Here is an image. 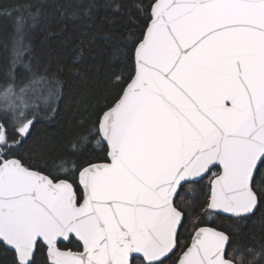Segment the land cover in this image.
Wrapping results in <instances>:
<instances>
[{
	"label": "snow or ice",
	"instance_id": "6c2138e0",
	"mask_svg": "<svg viewBox=\"0 0 264 264\" xmlns=\"http://www.w3.org/2000/svg\"><path fill=\"white\" fill-rule=\"evenodd\" d=\"M144 12L113 103L79 140L98 162L76 144L58 158L25 151L62 85L32 71L17 18L0 82V247L12 264H38L41 249L44 264H245L229 234L202 225L264 208V0H150Z\"/></svg>",
	"mask_w": 264,
	"mask_h": 264
},
{
	"label": "trees",
	"instance_id": "16d2710c",
	"mask_svg": "<svg viewBox=\"0 0 264 264\" xmlns=\"http://www.w3.org/2000/svg\"><path fill=\"white\" fill-rule=\"evenodd\" d=\"M149 2L0 0V82L10 68L8 49L16 35L17 18L22 17L32 71L62 85L54 113L42 115L32 129L25 144L29 155L67 156L76 144L81 157L99 161L103 153L91 145L80 150L79 140L93 127L104 104L113 103V81L117 75H126L131 66L134 45L145 30L144 8ZM4 9L11 15L3 14ZM15 72L18 77L31 75L23 65H17ZM202 226L229 234L230 249L243 253L245 264H264V208L239 220L213 215ZM191 234L190 226L181 229L182 240L190 242ZM61 247L77 250L75 241ZM36 257L38 264H44L43 249ZM12 262V251L0 247V264Z\"/></svg>",
	"mask_w": 264,
	"mask_h": 264
},
{
	"label": "flooded vegetation",
	"instance_id": "af4514ba",
	"mask_svg": "<svg viewBox=\"0 0 264 264\" xmlns=\"http://www.w3.org/2000/svg\"><path fill=\"white\" fill-rule=\"evenodd\" d=\"M217 229H218V228H217ZM190 240H191V239H190ZM70 242H71V241H69L68 243H61L59 246L61 247L62 244H69ZM189 243H190V242H189ZM229 247H230V246H229ZM61 249H62V250H69V249L62 248V247H61ZM70 250H72V249H70ZM73 251H76V250H73Z\"/></svg>",
	"mask_w": 264,
	"mask_h": 264
},
{
	"label": "water",
	"instance_id": "95a60500",
	"mask_svg": "<svg viewBox=\"0 0 264 264\" xmlns=\"http://www.w3.org/2000/svg\"><path fill=\"white\" fill-rule=\"evenodd\" d=\"M222 216H225V217H229V216H227V215H223V214H221ZM250 216V215H249ZM215 228V227H214ZM217 229V228H216ZM217 230H220V229H217ZM69 241H64L63 243H68ZM8 249V248H7Z\"/></svg>",
	"mask_w": 264,
	"mask_h": 264
}]
</instances>
